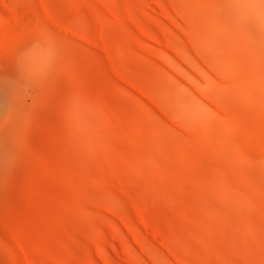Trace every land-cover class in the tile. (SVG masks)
Masks as SVG:
<instances>
[{
	"label": "rangeland",
	"instance_id": "obj_1",
	"mask_svg": "<svg viewBox=\"0 0 264 264\" xmlns=\"http://www.w3.org/2000/svg\"><path fill=\"white\" fill-rule=\"evenodd\" d=\"M124 1L138 15L151 17L149 28L175 45V49L161 48L145 39L149 53L141 56L135 43L109 22L107 33L127 47L124 58L116 55L114 66L143 86L142 95L121 81L99 47L65 31L59 33V41L75 63L71 75L50 65L55 92L42 88L47 103L41 100L34 74L26 73L23 81L0 76V143L9 154L11 179L25 185L26 176L39 170V186L48 206L31 204L20 192L15 197L25 211L39 215L45 231L60 241L29 227L43 248L35 254L36 261L264 264V0H175L180 11L171 10L174 23L152 2L144 6L140 0ZM0 15L11 17L1 5ZM86 20L95 26L88 11ZM75 23L81 28L78 20ZM176 49L184 51L185 58ZM57 59L64 61L60 50ZM95 62L100 66L94 67ZM202 70L210 79L203 77ZM222 73L221 86L216 83ZM240 83L246 84L247 92H237ZM203 84L215 87L223 110L240 108L241 115L231 114V127L217 116L200 111L189 115L179 106V101L195 105V98H200L215 115L220 109L196 91ZM123 112L133 115L134 121H125ZM183 115L192 121H211L219 132L209 131V141L194 138L190 149L178 151L174 141L182 133ZM98 133L122 152L119 156L112 150L108 172L99 160L84 161L83 140L93 141ZM28 146L57 167L80 173L89 167L116 197L114 210L91 206V220L75 214L74 180L45 171ZM19 153L22 160L12 170ZM85 189L91 196L99 194L91 184ZM58 217L66 222L71 238L56 223ZM98 235L105 242L106 262L97 249ZM0 264H11L1 252Z\"/></svg>",
	"mask_w": 264,
	"mask_h": 264
},
{
	"label": "bare ground",
	"instance_id": "obj_2",
	"mask_svg": "<svg viewBox=\"0 0 264 264\" xmlns=\"http://www.w3.org/2000/svg\"><path fill=\"white\" fill-rule=\"evenodd\" d=\"M140 2L144 6L152 2L173 23L171 10L180 11L175 0H140ZM0 5L11 14V17L0 15V63L3 65L0 70V76L7 81H23L27 76L26 73L34 74L36 83L39 85V95L44 103H47L48 100L42 93V88L47 86L51 93L55 92L51 79L52 70L50 65L60 68L68 75H71L72 66L75 63L73 56L69 54L66 47L59 41V33L61 31L68 32L75 37H82L84 41L99 47L121 81L140 95L144 93L143 86L135 83L134 80L114 66L116 55L124 58L127 53V47L121 40H115L107 33L109 22L112 21L117 24L122 32L135 43L139 53L141 52V56L149 53V47H147L145 39L155 42L161 48L175 49V45L171 40L162 39L157 32L149 28L148 22L151 17L147 14L138 15L124 0H1ZM86 11L94 19L95 26L88 24ZM75 20L81 23V28L77 26ZM154 22L161 26V22L158 19H155ZM127 23L131 24L132 27L127 26ZM57 50L61 51L64 61L60 62L57 59ZM176 50L179 51V49ZM179 52L185 58L184 51L180 50ZM161 55L169 59L165 51H161ZM166 62L168 63V61ZM94 64V67L100 66L98 62ZM202 74L205 79H210L203 70ZM47 77L51 81L48 79L45 81ZM218 77L219 83L216 84L222 86L225 83L223 73L219 74ZM188 78L192 79L190 75H188ZM214 88L210 84H203L199 86L200 91H196L207 97L209 101L211 100L220 109L215 115L200 98H195V105L190 106L183 101H179V106L185 109L189 115H197L200 111L207 114V116H217L225 126L231 127V114L233 112V115L235 113L241 115L240 108L223 110L222 104L214 95ZM123 91L130 94L128 89L124 88ZM237 92L239 94L247 92L246 84H238ZM132 96L137 99L141 109L145 110L146 107L138 100V97ZM121 117L125 121L131 122L135 119L133 115L130 116L127 112H123ZM179 119L180 127L183 129L179 128L182 133L178 132V138L174 141V147L178 151L190 149L192 146L190 140L194 138H203L209 141V131L219 132L217 125L211 121H192L187 115H183ZM172 130L174 132L177 131L176 129ZM32 132L39 135V130L35 126H32ZM54 132L51 129L52 136L55 135ZM169 132L172 131L169 130L167 133ZM83 146L86 157L84 161L88 163L99 160L101 168L105 172H108L106 166L113 155L112 150L118 152L119 156L122 154L112 141H109L99 133L93 141L87 140L85 137ZM28 149L32 157L43 163L45 171L61 172L65 177L74 180L71 190L74 197L72 210L75 214L91 220L93 219L91 206L114 210L116 197L104 186L103 181L86 166L87 164L85 165L84 173L73 172L64 167L55 166L48 157L43 156L31 146H28ZM21 158L22 155L20 153L17 154L12 170L17 167L16 164ZM9 164L10 158L7 149L4 144L0 143V252L11 261V264H39L35 259V254L42 252L43 248L38 238H35L28 228L32 227L38 235L48 236L54 242L60 243V241L54 233L45 231L40 223L39 215L25 211L15 197V193L20 192V195L29 203L41 204L45 208L48 206L45 201V193L39 186V170L32 169V174L26 176V184L23 185L22 182H16L11 179L12 171ZM87 184L93 185L99 194L97 196L88 194L85 189ZM123 221L125 225L130 226L128 219H123ZM56 223L62 228L66 237L71 238L70 232L65 228L66 222L58 217ZM95 241L98 252L106 262L104 239L98 235L95 237ZM65 243L69 244L68 242ZM152 257L155 260L158 259L153 253ZM106 264H108V261Z\"/></svg>",
	"mask_w": 264,
	"mask_h": 264
}]
</instances>
